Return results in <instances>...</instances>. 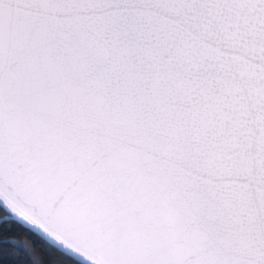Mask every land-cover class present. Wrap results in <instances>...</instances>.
<instances>
[{
  "label": "snow or ice",
  "instance_id": "obj_1",
  "mask_svg": "<svg viewBox=\"0 0 264 264\" xmlns=\"http://www.w3.org/2000/svg\"><path fill=\"white\" fill-rule=\"evenodd\" d=\"M25 233L264 264V0H0V264Z\"/></svg>",
  "mask_w": 264,
  "mask_h": 264
},
{
  "label": "trees",
  "instance_id": "obj_2",
  "mask_svg": "<svg viewBox=\"0 0 264 264\" xmlns=\"http://www.w3.org/2000/svg\"><path fill=\"white\" fill-rule=\"evenodd\" d=\"M29 237H31V239ZM33 240L36 241V251L32 252V248L29 247L32 261H35L36 264H40L41 261H45L46 264H65L63 254L54 246L49 245L44 240L40 239L34 233L20 235L18 242L20 244L31 246Z\"/></svg>",
  "mask_w": 264,
  "mask_h": 264
},
{
  "label": "water",
  "instance_id": "obj_3",
  "mask_svg": "<svg viewBox=\"0 0 264 264\" xmlns=\"http://www.w3.org/2000/svg\"><path fill=\"white\" fill-rule=\"evenodd\" d=\"M36 235V234H35ZM40 239H41V237L39 236V235H37ZM43 240V239H42ZM46 243H48L49 245H52V246H54L56 249H58L60 252H61V250L58 248V246H55V245H53V244H51L50 242H47L46 240H44ZM62 253V252H61Z\"/></svg>",
  "mask_w": 264,
  "mask_h": 264
}]
</instances>
